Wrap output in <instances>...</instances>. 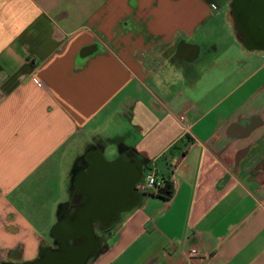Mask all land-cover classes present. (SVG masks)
<instances>
[{
  "label": "crops",
  "instance_id": "1",
  "mask_svg": "<svg viewBox=\"0 0 264 264\" xmlns=\"http://www.w3.org/2000/svg\"><path fill=\"white\" fill-rule=\"evenodd\" d=\"M230 1L0 0V263L53 248L101 153L176 182L88 264H264V49L221 33Z\"/></svg>",
  "mask_w": 264,
  "mask_h": 264
},
{
  "label": "water",
  "instance_id": "2",
  "mask_svg": "<svg viewBox=\"0 0 264 264\" xmlns=\"http://www.w3.org/2000/svg\"><path fill=\"white\" fill-rule=\"evenodd\" d=\"M240 0H232L231 9L240 8ZM247 27L239 39L251 50L264 49V0H243ZM89 160V168L77 180V186L86 197L85 204L75 210L66 221L56 224L52 230L57 247L43 248L34 261L22 264H88L99 251L100 241L95 233V222L110 228L119 211L135 207L142 195L136 186L142 181L145 165L123 158L106 160L101 153ZM83 239L82 243H74ZM1 264H19L5 262Z\"/></svg>",
  "mask_w": 264,
  "mask_h": 264
},
{
  "label": "flooded vegetation",
  "instance_id": "3",
  "mask_svg": "<svg viewBox=\"0 0 264 264\" xmlns=\"http://www.w3.org/2000/svg\"><path fill=\"white\" fill-rule=\"evenodd\" d=\"M240 1L242 2L240 4V8L234 7L233 11H232L231 5H230V9H231L230 14H231V17H232L234 30L236 31V33L238 35L243 37L241 35V32L245 31V29L247 27V24H246L247 18L249 17L250 14L246 13L245 11L243 12V10L245 9V6L243 5V0H240ZM231 2H232V0H231ZM128 158L130 159V156ZM132 161L135 162L136 160L132 159ZM89 165H90L89 164V160H79L77 162V165H76V168H75V177H74V180H73V200H72L71 204L67 208H65V210H63L60 222L61 221H66L67 219H69L73 215L75 210H77L78 208L82 207L85 204L86 197L83 194V191L80 190L79 187L77 186V180L82 174H84L87 171V169L89 168ZM122 212L123 211H119L116 214V216L113 219L112 226L119 219L120 214ZM94 227H95V233L97 234V236L99 238V241H100L99 251H98V252H100L103 249V247H104V238H103V236H104V234L106 232L109 231V229L111 227L110 228H106L100 222H95L94 223ZM57 242L58 241L56 240V244L53 246V248L57 247ZM82 242H83V239H79V240H77L75 242H71V243L74 244V243H82ZM97 253H95V255ZM95 255H93L91 257V259Z\"/></svg>",
  "mask_w": 264,
  "mask_h": 264
},
{
  "label": "built area",
  "instance_id": "4",
  "mask_svg": "<svg viewBox=\"0 0 264 264\" xmlns=\"http://www.w3.org/2000/svg\"><path fill=\"white\" fill-rule=\"evenodd\" d=\"M180 121L185 125V130L187 134L191 135L190 126L189 124H187L188 123L187 119L181 116ZM167 181L170 182L172 185L176 182L175 178H171L169 180L158 179L155 171L151 170L149 173H146L144 175L142 181H140L137 184L136 188L141 195H150V194L157 195L159 190L165 186V182ZM183 253L189 259H193L200 256L208 257L207 255H203L198 248L193 246L188 247L185 245L183 248Z\"/></svg>",
  "mask_w": 264,
  "mask_h": 264
},
{
  "label": "rangeland",
  "instance_id": "5",
  "mask_svg": "<svg viewBox=\"0 0 264 264\" xmlns=\"http://www.w3.org/2000/svg\"><path fill=\"white\" fill-rule=\"evenodd\" d=\"M230 3H231V1H230ZM230 3L227 5V4H225V5H222L221 6V10H220V13L222 14L221 16L222 17H220V18H218V22H220V24L222 25L221 27H220V29H221V33H223V32H226L227 30H228V24H230L231 25V21L232 20H229V18H228V15L230 16V12H231V9H230ZM224 15V16H223ZM236 32V31H235ZM219 37V39L220 40H222L221 42H220V45H221V51H220V55H222L223 53H224V49H225V47L227 46V45H231V42H229V40L226 38V34H224V38L222 39V36H218ZM223 40H224V42H223ZM228 40V41H227ZM228 42V43H227ZM214 56L215 54H213V53H209V56ZM74 172V171H73ZM1 264V263H0Z\"/></svg>",
  "mask_w": 264,
  "mask_h": 264
},
{
  "label": "trees",
  "instance_id": "6",
  "mask_svg": "<svg viewBox=\"0 0 264 264\" xmlns=\"http://www.w3.org/2000/svg\"><path fill=\"white\" fill-rule=\"evenodd\" d=\"M171 195H172V184L167 181L165 182V186L159 190L156 196L164 199H168L171 197Z\"/></svg>",
  "mask_w": 264,
  "mask_h": 264
}]
</instances>
